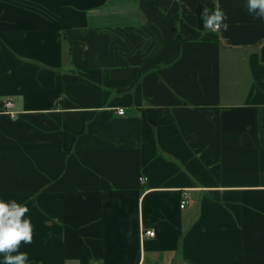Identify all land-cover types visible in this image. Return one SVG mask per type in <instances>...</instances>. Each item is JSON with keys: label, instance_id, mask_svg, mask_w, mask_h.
<instances>
[{"label": "crops", "instance_id": "obj_1", "mask_svg": "<svg viewBox=\"0 0 264 264\" xmlns=\"http://www.w3.org/2000/svg\"><path fill=\"white\" fill-rule=\"evenodd\" d=\"M219 3L212 33L213 0H0V199L30 209L29 264H264V22Z\"/></svg>", "mask_w": 264, "mask_h": 264}, {"label": "clouds", "instance_id": "obj_2", "mask_svg": "<svg viewBox=\"0 0 264 264\" xmlns=\"http://www.w3.org/2000/svg\"><path fill=\"white\" fill-rule=\"evenodd\" d=\"M213 8L204 7L200 14L203 28L216 33L227 31L228 16L221 8L219 0H213ZM247 13L264 22V0H245ZM30 209L15 199H0V256L3 264H29L28 253L20 251L22 245L31 244L34 226L28 218Z\"/></svg>", "mask_w": 264, "mask_h": 264}, {"label": "built area", "instance_id": "obj_3", "mask_svg": "<svg viewBox=\"0 0 264 264\" xmlns=\"http://www.w3.org/2000/svg\"><path fill=\"white\" fill-rule=\"evenodd\" d=\"M5 105L7 107H12L13 106V103H12V101H7L5 103ZM118 112L120 114H124L125 113V110L123 108H120L118 110ZM188 199H189V193H188L187 190H185V191L182 192L181 207H185L186 206V204L188 203ZM144 234L145 235H148V236H154L155 235V231L153 229H148V230L144 231Z\"/></svg>", "mask_w": 264, "mask_h": 264}]
</instances>
